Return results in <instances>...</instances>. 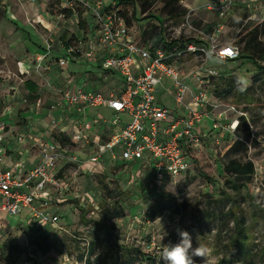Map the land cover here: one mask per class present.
I'll return each instance as SVG.
<instances>
[{
	"label": "rangeland",
	"instance_id": "rangeland-1",
	"mask_svg": "<svg viewBox=\"0 0 264 264\" xmlns=\"http://www.w3.org/2000/svg\"><path fill=\"white\" fill-rule=\"evenodd\" d=\"M163 1L0 0V126L12 137L29 125L36 126V116L49 115L50 107L61 98L68 75L79 77L81 82L87 78L85 83L103 95L117 85L113 74L101 79L103 71L93 61H72L67 68L59 64L64 50L86 42L96 30L94 15L84 4L99 2L106 12L117 10V16L120 10L131 20L126 26L138 44L164 47V43L177 41L176 47L193 43L209 52L212 46L235 47L240 57L225 61L213 53L200 58L184 56L174 62L191 89H196L195 81L208 82L211 106L206 114H212L211 119L220 126L191 154L193 158L203 155L210 169L198 171L194 159L186 175L158 194L170 202L169 212L155 221L147 218L158 199L149 193L146 176L137 164L112 162L93 176L70 166L59 176L69 187L65 201L56 205L55 191L50 195L53 206L49 213L60 216L56 229L50 232L36 230L31 222L26 225L25 212L19 217L0 213V264H128L127 258L134 260L133 264H163L162 249L178 242V227L190 233L194 248L200 244L208 250V264H264V67L254 66L243 54L250 38L264 42V0H235L224 16L208 8L211 0H180L181 14L176 18L167 15ZM143 2L146 5L142 8ZM132 3L135 19H131ZM64 9H72L74 16L65 18L61 15ZM40 16L48 24L38 23ZM186 21L188 27L184 26ZM30 48L38 52L32 58L28 56ZM20 62L28 65L24 73L18 70ZM237 77L249 82L246 91L236 90ZM27 80L36 85L35 93L25 86ZM170 84L163 82L155 99L184 115L171 95ZM93 112L98 118L111 114L106 110ZM122 119L128 120L126 116ZM48 123V116L41 119L43 126ZM232 124L237 126L235 132L229 131ZM237 140H247V152L229 158L251 163L254 175L246 186L234 190L228 185L232 179L225 175L224 166L228 161L225 154ZM114 207L122 212V218L111 217ZM101 224L106 230L100 229L96 239ZM49 233L50 239L39 240ZM244 235L249 241L244 240L243 248L236 240ZM92 247L94 252L89 256ZM193 259L195 264H204V258Z\"/></svg>",
	"mask_w": 264,
	"mask_h": 264
},
{
	"label": "built area",
	"instance_id": "built-area-1",
	"mask_svg": "<svg viewBox=\"0 0 264 264\" xmlns=\"http://www.w3.org/2000/svg\"><path fill=\"white\" fill-rule=\"evenodd\" d=\"M234 3L235 0H215L208 8L224 16ZM84 5L94 15L96 30L86 42L68 47L59 64L67 68L72 61H93L101 71L120 79L122 91L119 96L115 92L104 96L89 87L87 79L81 82L79 77L70 76L58 103L49 109V123L42 136H34L35 126L29 125L12 137L17 145L37 148L40 161L21 176L16 168L0 164V213L19 217L25 212L26 225L31 222L37 229H56L60 221L57 212L49 213L53 206L50 195L55 191L56 205L65 201L69 187L59 176L67 166L93 176L112 162L137 164L153 196L186 175L191 169L192 152L199 151L204 139L218 132L220 125L213 122L208 132L202 131L206 108L211 106L208 82L198 80L194 83L196 89H191L174 62L184 56L200 58L213 53L225 61L239 58L235 47L212 46L209 52L193 43L171 50L138 44L117 10L106 12L99 2ZM184 26L188 27L187 21ZM165 80L172 81L171 95L184 115L156 101L155 92ZM105 108L111 111L109 118H98L93 112ZM57 111L58 117L54 115ZM233 124L230 132L236 130ZM0 129L2 146L5 136L4 128ZM60 138L65 139V144ZM91 197L89 201L95 205Z\"/></svg>",
	"mask_w": 264,
	"mask_h": 264
},
{
	"label": "trees",
	"instance_id": "trees-1",
	"mask_svg": "<svg viewBox=\"0 0 264 264\" xmlns=\"http://www.w3.org/2000/svg\"><path fill=\"white\" fill-rule=\"evenodd\" d=\"M164 11L167 13L168 16H171L173 18L179 17L181 14L180 8L181 6L179 5L180 0H164ZM133 5V14L131 16V19H135L136 18V6L134 5V3H132ZM146 2H143L141 4V7H145ZM61 15H63L65 18L69 19L72 18L74 16V11L72 9H64L61 12ZM119 16L120 17H124L123 13L120 12L119 10ZM82 17V14L79 13L78 14V18L80 19ZM125 18V17H124ZM126 20V18H125ZM80 22V21H79ZM126 24L128 26L131 25V20H126ZM178 45L177 41H173L171 43H164V48L167 50H171L174 47H176ZM243 54L246 55L252 62V64L254 66H258V67H264V66H260L259 63H264V42H254L253 38H250L249 40H247V42L244 44L243 47ZM240 58V57H239ZM99 68V67H98ZM264 69V68H262ZM108 73L102 72V77L101 79L104 80V75H106ZM113 78H115L116 84L114 87H112V89L109 91L110 92H115L117 96L120 95L121 91H122V84L120 79L115 75ZM25 86L28 88L29 91H31V93H35L37 90L36 85H34L32 82H26ZM97 92H99V90H96ZM230 91V90H229ZM231 92V91H230ZM229 92V93H230ZM101 93V92H99ZM102 94V93H101ZM103 95V94H102ZM109 94H104V96H108ZM248 139V137H247ZM63 144H65L63 138L59 139ZM247 140H237L236 142H234V144L230 147V149L226 152L225 157L228 159L227 163L224 166V173L226 176H228L230 179L228 182V185H230V187L234 190H239L242 187L246 186L252 176L254 175V166L251 163H241L239 161L230 159V155L232 154H243L247 152V146L246 144ZM195 159V160H194ZM194 162L197 160L196 166H197V170L198 171H203L204 169H206L207 171L210 169V166L207 165V163L204 160V156L200 155V157H196L193 158ZM126 164H122V166H125ZM131 165V164H130ZM70 166H67L66 169H69ZM145 185L148 188V182H145ZM162 198V199H160ZM157 202L155 203V205L151 208V211L147 214V218L150 221H155L158 218H161L162 216H164L167 212H169L172 208L170 202L167 201V199L165 197H163V194L157 195ZM111 217L112 218H122L123 214L122 212L118 211L115 207L111 210ZM85 219V212L83 210H81V220L84 221ZM37 230V228H35ZM51 228L49 227V231ZM100 229H105V226H103L102 224L98 226V233L96 235V239L100 238ZM106 230V229H105ZM46 237V238H44ZM43 236L39 237V240H43V239H50V233L46 234ZM244 240L249 241V238L244 235L243 239H237L236 242L239 244V246H242L243 248L244 246ZM93 244H96L95 242H93ZM35 245L37 247H39V241L37 240L35 242ZM94 246V245H93ZM6 248V246L4 247V249ZM124 250V249H123ZM246 249H244V252H246ZM93 247L91 249H88L87 254L90 256L93 255ZM128 259V264H133L134 260L132 259Z\"/></svg>",
	"mask_w": 264,
	"mask_h": 264
},
{
	"label": "crops",
	"instance_id": "crops-1",
	"mask_svg": "<svg viewBox=\"0 0 264 264\" xmlns=\"http://www.w3.org/2000/svg\"><path fill=\"white\" fill-rule=\"evenodd\" d=\"M214 2H215V0L209 1L208 6L214 4ZM45 20L46 19H44L43 16H40V17H38V20H36V21H38V23H44V22L47 23ZM28 51H29L28 56H30V58H32V56H35V54L38 53L35 50H33L32 48L28 49ZM62 54H65V50L63 51ZM23 61L27 62L26 60H23ZM22 62L19 63L18 70L19 71L23 70L22 73H24V70L27 71L28 65L26 63H22ZM85 73L88 74V72H85ZM64 75H66V74H64ZM70 76H72V75L67 76V80H68V77H70ZM181 77H182V79H186V77H183V76H181ZM27 82H33V81L27 80ZM164 82H172V81L171 80H165ZM65 83L67 84L68 81ZM102 110H106L107 113H111V111H109L107 108L102 109ZM94 114L95 113H93L92 115H94ZM104 114L105 113H103L102 116H105ZM54 115L58 117V116H60V112L57 111L56 113H54ZM47 116L49 118V115H46L45 117H47ZM211 116H212V114L210 115L208 113L206 118H204L202 125H201L202 131L208 132L211 129V125L215 121V120L211 119ZM45 117H42V116L39 117V115H38V116H36V118H34L36 120L35 122L37 123L35 126V132H33L34 136H37V137L42 136L43 131L45 130V126H43L41 124V119L44 120ZM0 128H1V126H0ZM4 136H5L4 143L2 144V146H0V164L3 168H16L17 169V170H15L16 173L21 176L26 171H28L29 169H32L34 166H36L39 163L40 157H39V151L37 148H31V146L29 144L24 145V146H20V145L15 144L14 140L12 139L11 132H7V133L4 132ZM2 216H0V219H2Z\"/></svg>",
	"mask_w": 264,
	"mask_h": 264
},
{
	"label": "clouds",
	"instance_id": "clouds-1",
	"mask_svg": "<svg viewBox=\"0 0 264 264\" xmlns=\"http://www.w3.org/2000/svg\"><path fill=\"white\" fill-rule=\"evenodd\" d=\"M236 90L244 92L249 86V82L243 77L236 78ZM179 240L176 243L165 245L161 252V262L163 264H195L193 257L204 258V264H208V250L198 244L193 247L192 237L186 230L177 228Z\"/></svg>",
	"mask_w": 264,
	"mask_h": 264
}]
</instances>
